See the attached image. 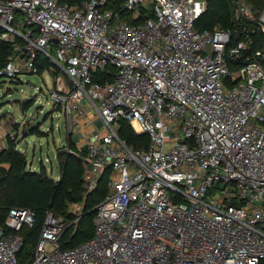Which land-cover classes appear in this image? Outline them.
<instances>
[{"label":"built area","instance_id":"2783aa9c","mask_svg":"<svg viewBox=\"0 0 264 264\" xmlns=\"http://www.w3.org/2000/svg\"><path fill=\"white\" fill-rule=\"evenodd\" d=\"M147 1L127 0L126 18L108 0H0V43L13 49L2 96L49 72L52 120L69 131L89 112L99 120L76 144L88 191L111 171L94 238L61 250L65 223L49 214L30 264H264V7L230 0L234 29L200 32L207 0H152L154 18L138 24ZM107 69L112 81H94ZM121 120L150 136L147 151L119 137ZM34 223L31 210L9 212L0 264H20Z\"/></svg>","mask_w":264,"mask_h":264},{"label":"trees","instance_id":"16d2710c","mask_svg":"<svg viewBox=\"0 0 264 264\" xmlns=\"http://www.w3.org/2000/svg\"><path fill=\"white\" fill-rule=\"evenodd\" d=\"M76 4L82 0H65ZM127 0H108L107 8L129 18L124 10ZM208 8L197 20L195 28L200 31L234 29L232 3L230 0H207ZM252 9H262L264 0H247ZM154 2L147 1V5L140 9L138 24L146 19L154 18ZM12 46L0 43V65L3 66L12 54ZM246 56L253 59V46L243 51V58L231 61L233 70L246 63ZM41 70H51L53 65L45 61ZM109 69L97 72L94 81H112ZM111 74L116 70L110 68ZM29 103V101L27 102ZM17 130V129H16ZM42 133L39 128H33L31 135ZM18 133H16L17 135ZM119 137L134 151H147L150 147V136L146 133L137 134L131 124L121 120L118 131ZM21 142L16 136H8L5 148L0 152V226L6 227L8 214L13 209H28L35 215L32 227L22 230L23 246L18 254L20 264H30L41 242L45 223L49 214L65 223V228L59 238L61 250L78 247L95 236L96 208L103 202L109 192L110 169L101 175L96 188L88 191L85 180L88 164V149L79 148L69 138L64 147L57 148L56 158L59 168V178H54L46 170L43 162L39 171L31 166L28 156L19 149Z\"/></svg>","mask_w":264,"mask_h":264},{"label":"rangeland","instance_id":"374dc122","mask_svg":"<svg viewBox=\"0 0 264 264\" xmlns=\"http://www.w3.org/2000/svg\"><path fill=\"white\" fill-rule=\"evenodd\" d=\"M24 79L30 83L15 87V90L10 92V98H5L0 92V128L6 129V132L13 130L18 133L15 136L21 142L19 146L28 156L30 163H33L31 167L35 168V171L40 170L43 162L48 173L56 178L60 174L56 158L57 148L67 145L77 126L74 131H69L64 128V117L58 116L52 120L54 115L49 113L52 107L50 91L54 80L49 72ZM24 101L25 114L22 113ZM57 124H60L61 130L53 131ZM33 128H39L42 133L31 135Z\"/></svg>","mask_w":264,"mask_h":264},{"label":"crops","instance_id":"0c3cea01","mask_svg":"<svg viewBox=\"0 0 264 264\" xmlns=\"http://www.w3.org/2000/svg\"><path fill=\"white\" fill-rule=\"evenodd\" d=\"M99 120L96 114L89 112L85 117L81 118L77 121L76 124V132L72 135V140L80 146L87 137H89L94 131V126H99ZM79 129V130H78ZM6 129L0 128V141L3 145L6 146L7 137L8 136H15L17 132H13L9 130L6 132ZM42 163V162H41ZM33 168V167H32ZM36 170L35 168H33ZM38 170V169H37ZM59 178V175L56 176V179Z\"/></svg>","mask_w":264,"mask_h":264},{"label":"water","instance_id":"95a60500","mask_svg":"<svg viewBox=\"0 0 264 264\" xmlns=\"http://www.w3.org/2000/svg\"><path fill=\"white\" fill-rule=\"evenodd\" d=\"M25 105H26V101L23 102V108H22V113L25 114L26 111H25Z\"/></svg>","mask_w":264,"mask_h":264}]
</instances>
